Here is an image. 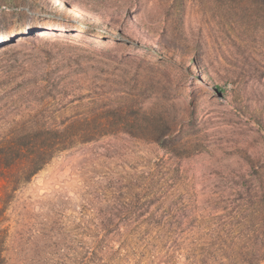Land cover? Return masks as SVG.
<instances>
[{"label": "rangeland", "instance_id": "374dc122", "mask_svg": "<svg viewBox=\"0 0 264 264\" xmlns=\"http://www.w3.org/2000/svg\"><path fill=\"white\" fill-rule=\"evenodd\" d=\"M42 120L97 138L0 175V264H264V0H0V142Z\"/></svg>", "mask_w": 264, "mask_h": 264}, {"label": "trees", "instance_id": "16d2710c", "mask_svg": "<svg viewBox=\"0 0 264 264\" xmlns=\"http://www.w3.org/2000/svg\"><path fill=\"white\" fill-rule=\"evenodd\" d=\"M63 124V123H62ZM25 127H39L37 130H23L17 135L8 136L0 142V175L15 190L17 185L25 184L31 177L41 170L49 161L59 153L69 150L77 145L84 144L97 138V135L84 132L70 133L50 129L47 121L40 122L25 121ZM160 241L170 243L163 254L160 253L155 244L152 253L156 264L161 260L164 264H178V254L187 252L185 264H197L193 247H184L181 232L177 229L162 230ZM138 233V232H137ZM148 247H145L146 250Z\"/></svg>", "mask_w": 264, "mask_h": 264}, {"label": "bare ground", "instance_id": "6f19581e", "mask_svg": "<svg viewBox=\"0 0 264 264\" xmlns=\"http://www.w3.org/2000/svg\"><path fill=\"white\" fill-rule=\"evenodd\" d=\"M62 10L63 9H61L60 11H55V12L52 10L51 16L49 18V22H52V26H55V25L59 26V24H60L59 18H60V16L63 15Z\"/></svg>", "mask_w": 264, "mask_h": 264}]
</instances>
